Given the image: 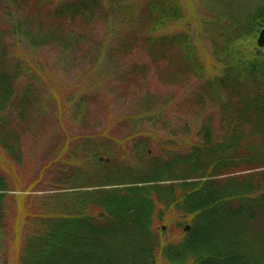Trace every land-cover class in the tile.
Listing matches in <instances>:
<instances>
[{"label":"trees","instance_id":"trees-1","mask_svg":"<svg viewBox=\"0 0 264 264\" xmlns=\"http://www.w3.org/2000/svg\"><path fill=\"white\" fill-rule=\"evenodd\" d=\"M110 2L120 9L121 0ZM101 6L99 0H0V160L6 165L0 164V230L13 224L16 264H264V48L237 45L264 25V0L246 24L226 23L209 33L215 71L205 70L187 34L163 31L182 19L180 4L146 0L139 35L123 52L148 54L156 70H168L165 83L193 80L174 99L188 119L185 136H158L134 123L158 119V112L124 119L132 132L112 138L87 128L86 99L69 102L71 136L55 133L52 156L45 155L22 189L30 191L44 169L55 171L45 193L8 195L10 174L1 168L21 163V135L41 122L29 120L38 74L10 55V40L33 46L30 19L86 24L101 16ZM122 21L133 23L123 11ZM159 59L166 60L163 69ZM135 68L144 74V66ZM160 222L166 230L155 226ZM169 226L179 231L175 240L167 236Z\"/></svg>","mask_w":264,"mask_h":264},{"label":"rangeland","instance_id":"rangeland-1","mask_svg":"<svg viewBox=\"0 0 264 264\" xmlns=\"http://www.w3.org/2000/svg\"><path fill=\"white\" fill-rule=\"evenodd\" d=\"M145 1L121 0L120 9H115L111 7L110 0H99L103 13L86 24L75 21L59 26L33 18L27 26L31 37L36 38L37 43L34 42L32 46L17 36L10 40V55L24 61L29 69L38 74V102L33 104L35 112L29 120L32 123L41 122L36 130L30 128L29 134L21 135L20 164H13V167L9 166L6 170V165L0 160V164L4 166L1 172L10 174L8 195L45 193L48 188L47 180L55 171L48 173V169H44L42 179L36 184L33 183L30 191L22 189L32 182L26 179L31 176L35 179L43 168L45 155L56 143L55 133L64 131L66 136H71L73 120L68 112L69 102L77 104L86 99L89 107L87 128H92L91 131L96 133L106 130L112 138H123L132 132V122L124 119L141 118L143 115L153 117L158 112L161 113L158 119L149 122L138 119L134 123L138 124L141 131L158 136H185L182 127L188 119L182 115L180 102L174 99L186 95L194 87L193 80L187 81L185 85L177 82L165 83L168 70L163 73L156 70L148 54L137 48H133L128 54L123 52V45L130 41L128 39L132 35L135 38L137 34L136 23L142 19L140 9ZM176 1L183 10V17L163 31L187 34L198 49L202 66L208 70L211 65V71H215L216 66H212L214 62L209 33L219 31L226 23L246 24L254 4L260 3V0ZM122 11L133 23L125 24L122 21ZM128 12L131 14L127 15ZM23 28L24 24L20 29ZM242 28L247 30L245 25ZM256 38L257 34H245L237 45L250 43L251 50L258 49ZM159 60V67L163 69L166 60ZM137 65L144 66V74L136 70ZM25 81L27 82L26 79ZM189 122L193 124L191 120ZM150 149H153V145ZM150 149L147 150L148 153H151ZM124 162L130 165L131 158L126 157ZM18 176L24 180H18ZM10 205L14 208L15 202L12 201ZM16 205L23 204L18 201ZM12 225L10 221L4 230H0V264H16L18 252ZM155 226L161 230L167 228L164 222ZM169 229L171 232L166 231L167 236L171 235L175 240L179 231L170 226ZM18 231L19 229L17 233ZM205 237L210 236L207 234ZM204 243L206 242L200 240V244Z\"/></svg>","mask_w":264,"mask_h":264},{"label":"water","instance_id":"water-1","mask_svg":"<svg viewBox=\"0 0 264 264\" xmlns=\"http://www.w3.org/2000/svg\"><path fill=\"white\" fill-rule=\"evenodd\" d=\"M256 44H257L258 47L264 48V25L260 29V31H259V33L257 35Z\"/></svg>","mask_w":264,"mask_h":264}]
</instances>
